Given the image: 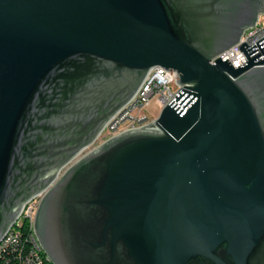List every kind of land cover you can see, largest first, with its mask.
I'll list each match as a JSON object with an SVG mask.
<instances>
[{
	"label": "water",
	"instance_id": "95a60500",
	"mask_svg": "<svg viewBox=\"0 0 264 264\" xmlns=\"http://www.w3.org/2000/svg\"><path fill=\"white\" fill-rule=\"evenodd\" d=\"M264 0H0V242L43 193L50 264H264ZM242 66V65H241ZM179 88L81 154L147 72Z\"/></svg>",
	"mask_w": 264,
	"mask_h": 264
},
{
	"label": "built area",
	"instance_id": "2783aa9c",
	"mask_svg": "<svg viewBox=\"0 0 264 264\" xmlns=\"http://www.w3.org/2000/svg\"><path fill=\"white\" fill-rule=\"evenodd\" d=\"M259 16L254 25L241 34L237 43L223 51L216 59L220 62L227 61L233 69L245 66V57L236 47L243 43L249 47L264 37V24L258 22ZM178 89L171 73L154 68V75H147L146 87L137 89L134 96L105 123L94 143L81 154L95 148L94 144L98 141L97 146L120 133L149 125L156 119L145 113L150 100L156 99L160 112ZM42 196L43 193L22 205L14 221L18 223V230H11L0 245V264H38V258L31 254V247L39 246L33 235L32 226ZM46 264H49L47 258Z\"/></svg>",
	"mask_w": 264,
	"mask_h": 264
},
{
	"label": "bare ground",
	"instance_id": "6f19581e",
	"mask_svg": "<svg viewBox=\"0 0 264 264\" xmlns=\"http://www.w3.org/2000/svg\"><path fill=\"white\" fill-rule=\"evenodd\" d=\"M147 75H154V69H151L147 72ZM147 75H145L144 79L142 80L139 88H145L147 83ZM11 230H18V223H13V225L9 228L6 235L11 232ZM5 235V236H6ZM4 239V238H3ZM3 239L0 242V245L3 241ZM31 254H33L36 258H38V264H43V260H46V256L42 252L41 248L39 246H32L31 247ZM50 264V263H49Z\"/></svg>",
	"mask_w": 264,
	"mask_h": 264
},
{
	"label": "rangeland",
	"instance_id": "374dc122",
	"mask_svg": "<svg viewBox=\"0 0 264 264\" xmlns=\"http://www.w3.org/2000/svg\"><path fill=\"white\" fill-rule=\"evenodd\" d=\"M258 22L260 24H264V14H260ZM158 112H159V106L157 104L156 99L150 100V102L148 103V106L145 108V113L149 117L154 119V118H156L158 116ZM98 143H99V141L96 142V144H94V147H96Z\"/></svg>",
	"mask_w": 264,
	"mask_h": 264
},
{
	"label": "trees",
	"instance_id": "16d2710c",
	"mask_svg": "<svg viewBox=\"0 0 264 264\" xmlns=\"http://www.w3.org/2000/svg\"><path fill=\"white\" fill-rule=\"evenodd\" d=\"M43 264H46V260H43V262H42Z\"/></svg>",
	"mask_w": 264,
	"mask_h": 264
}]
</instances>
